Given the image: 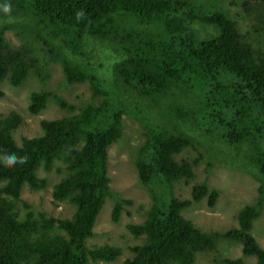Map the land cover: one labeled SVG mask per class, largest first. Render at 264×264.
I'll list each match as a JSON object with an SVG mask.
<instances>
[{
    "label": "trees",
    "instance_id": "obj_1",
    "mask_svg": "<svg viewBox=\"0 0 264 264\" xmlns=\"http://www.w3.org/2000/svg\"><path fill=\"white\" fill-rule=\"evenodd\" d=\"M259 1L254 5L256 33L264 30V4ZM0 3L3 5L0 83L7 80L11 86L19 87L36 65L29 45L14 46L4 35V30L11 27L10 23H4L5 19L20 13L21 7L24 13L30 10V23L25 25L29 31L44 39L42 33L47 29L48 36L62 38V44L72 55L81 54V58L89 59V52L82 49L90 41L107 44L114 54L122 56L114 64L121 81L138 89L141 95L156 97L157 103L163 104L160 108H167V96L173 87L182 93L192 87L185 75L197 73L199 79H207L205 101L198 102V109L190 108L193 118L198 120L195 114L201 113L202 108H214L211 127L215 126L207 129L208 134L230 146L250 140L249 162L264 176V46L254 44L250 31H242L228 13L206 6V10H200L184 0H0ZM5 5L8 12L3 10ZM128 15L141 26L127 23ZM145 20H155L162 32L153 34V30L144 27ZM20 25L17 21L15 27ZM43 41L47 44V40ZM56 54L67 82L89 80L96 93L108 97L101 78L88 66L71 59L62 47ZM4 95L0 88V97ZM50 99L62 108L75 109V105L56 94L40 90L30 93L29 112L42 111ZM104 104L98 108L87 104L77 113L42 119V134L21 136L19 141L13 132L22 116L16 111L0 116V264L90 261L111 264L121 254L116 245L87 244L95 236L97 216L110 194L108 147L123 132L121 110L112 111L109 120L102 115L97 118L96 114L103 110L104 115L108 113L109 100ZM176 106L174 114L183 111L188 116V111ZM171 109L169 106L168 110ZM191 143L192 138L182 130L174 131L163 124L150 130L139 150L136 167L139 179L150 188L153 203L143 223L127 225L135 238L144 236V241L131 247L133 255L123 264H195L199 252L216 250L221 239L240 243L244 255L255 256V264H264V247L251 232L260 214L259 206L242 207L237 226L225 231L206 232L183 215L185 209L203 198L208 206H213L219 194L206 182H194L190 197L175 196L173 184L182 180L189 183L195 176L197 158L176 159ZM9 155L23 162L9 164ZM57 161L64 168L56 166ZM40 168L64 172L53 185L52 197L54 201L74 205L71 218L35 214L28 204V210L20 217L17 202L24 185L33 190L47 186V179L38 175ZM131 203L130 199H117L111 212L112 221L118 222L124 205ZM212 264L243 262L241 258L218 257Z\"/></svg>",
    "mask_w": 264,
    "mask_h": 264
},
{
    "label": "rangeland",
    "instance_id": "obj_2",
    "mask_svg": "<svg viewBox=\"0 0 264 264\" xmlns=\"http://www.w3.org/2000/svg\"><path fill=\"white\" fill-rule=\"evenodd\" d=\"M198 9L222 10L235 19L242 31H250L254 44L264 46V30L256 33L253 25L256 21L255 4L258 0H184ZM247 1V4H245ZM259 3L264 4V0ZM3 5L0 3V8ZM24 10V8H23ZM16 15H10L5 19V24L11 27L4 30V35L14 46L27 44L31 47L36 58L33 72L19 86L13 87L7 80L0 83V88L5 92L0 97V116L5 117L12 111L22 116V121L13 132L16 140L21 136L34 137L42 134L40 121L42 119H54L80 111L87 104L95 105L96 108L105 105L109 100L108 113L104 110L97 113L104 119L109 120L112 111L122 112V135L116 142L108 147V175L110 178V194L106 198L94 225L95 236L88 239L90 247L103 244L116 245L121 248V254L111 264H123L124 260L131 257V247L142 244L144 236L135 238L128 230V224H139L146 220L147 213L151 209L153 196L150 188L144 185L138 176L136 159L140 148L146 143L150 130L156 126L164 125L171 130H182L192 138L190 146L185 148L176 159H198L194 166V178L189 183L175 182L172 190L175 196L187 198L191 195V186L194 182H206L209 188L216 189L219 194L213 206H208L206 198L194 202L183 211V215L192 220L198 227L206 232L225 231L238 224V213L247 204L257 205L260 208L259 217L253 222L251 232L256 237L260 246L264 247V176L249 162L252 155V144L249 141L239 145H227L218 141L208 134V128L213 122L212 113L214 108L201 109V113L195 114L198 120L192 116L190 108L198 109L200 103L205 101V87L209 85L207 79H199L197 73L185 75L189 84L186 93L180 92L179 88L173 87L167 96V108L162 107L156 101V97L141 95L138 89L132 85H126L114 71V64L122 56L112 52L107 44L100 40L90 41L85 50L89 52V59L81 58V54L72 55V51L62 44V38L48 36L47 29L42 33L44 39H39L35 33L29 31L25 25L30 23V10L25 13L21 10ZM24 13V14H23ZM131 15L126 22L140 27L141 24ZM20 21L21 25L16 28L15 24ZM131 22V23H130ZM144 27L153 30L152 33H161L159 24L155 20H145ZM3 21L0 20V25ZM159 29V31H158ZM158 31V32H157ZM37 32V31H36ZM205 34L204 32H202ZM51 39V42L48 39ZM252 39V37L250 38ZM43 40H47V44ZM176 45H179L178 42ZM54 46L56 49L54 50ZM111 46V45H110ZM60 47L67 50L71 59L83 66H88L97 74L102 81V87L108 92V97L96 93L89 80L82 82H67L62 63L57 58ZM112 48V46H111ZM49 49V51H48ZM179 51L181 48H177ZM72 53V54H71ZM232 78V77H231ZM228 79L224 80L227 83ZM48 90L58 97L65 99L70 105H75L74 110L62 108L53 99L48 101L47 107L38 113H30L28 110L29 95L32 91ZM173 94V95H172ZM174 94H177L174 96ZM198 103V104H197ZM188 111V116L183 111L176 114L174 106ZM169 106L172 109L169 111ZM176 106V107H177ZM173 111V112H172ZM178 115V116H177ZM181 116V117H179ZM194 119V122H193ZM215 124L211 128H213ZM176 129V130H175ZM64 168L57 161L56 166ZM64 174L56 169L49 172L38 170V175L47 179L45 189L33 190L24 185L20 201L17 202V211L22 217L30 205V210L35 214L44 213L47 216L57 218H71L75 210L74 205L68 201L57 202L52 197L53 185ZM130 199L131 204L124 205L118 222H113L111 212L117 199ZM231 257L241 258L243 264H255L256 258L242 253L241 244L228 239H221L214 251L199 252L195 264H212L215 258ZM88 264H105L104 261Z\"/></svg>",
    "mask_w": 264,
    "mask_h": 264
},
{
    "label": "clouds",
    "instance_id": "obj_3",
    "mask_svg": "<svg viewBox=\"0 0 264 264\" xmlns=\"http://www.w3.org/2000/svg\"><path fill=\"white\" fill-rule=\"evenodd\" d=\"M5 12H8V6L7 5H5L4 6V9H3ZM9 164H11V163H16V162H23L22 160H20V161H17V159H16V157L14 156V155H9V157H8V161H7Z\"/></svg>",
    "mask_w": 264,
    "mask_h": 264
}]
</instances>
